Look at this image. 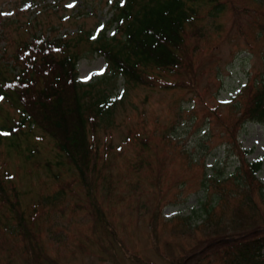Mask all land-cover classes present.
I'll list each match as a JSON object with an SVG mask.
<instances>
[{
	"label": "rangeland",
	"instance_id": "1",
	"mask_svg": "<svg viewBox=\"0 0 264 264\" xmlns=\"http://www.w3.org/2000/svg\"><path fill=\"white\" fill-rule=\"evenodd\" d=\"M114 1L0 0L2 76L10 80L2 63L13 55L29 59L22 42L33 35L66 41L108 28ZM221 2L225 11L214 21L201 2L195 28L185 30V72H149V85L128 86L119 77L96 87L120 96L107 118H89L86 126L92 184H82L40 125L0 132V264H184L205 240L198 227L215 198L212 179L261 160L256 176L264 186V124L242 117L251 84L264 77V0ZM78 49L77 79L93 84L105 62L86 41ZM19 119L9 99L1 100L0 128ZM223 186L232 189V182ZM253 191L257 211L243 215L260 225L264 204ZM248 202L229 197L225 209ZM19 220L38 245L18 231Z\"/></svg>",
	"mask_w": 264,
	"mask_h": 264
},
{
	"label": "trees",
	"instance_id": "2",
	"mask_svg": "<svg viewBox=\"0 0 264 264\" xmlns=\"http://www.w3.org/2000/svg\"><path fill=\"white\" fill-rule=\"evenodd\" d=\"M221 1L115 0L111 2L108 28H100L96 36L90 32L85 35L78 32L75 39H66L65 35L66 41L35 35L24 40V48L31 53L29 59L15 54L11 57V64L2 63L10 80L2 76L3 69L0 68V96L9 99L20 113L17 124L2 127L0 132L10 135L26 123L28 126L40 125L56 141L59 153L65 155L68 164L75 168L82 184L85 187L92 184L93 172L89 166L93 151L86 126L89 118H107L120 96L117 94L111 98L96 87L119 77L128 86L149 85V72L159 71L171 76L179 74L180 70L185 72L189 56L184 46L185 30L195 28L201 2L208 6V15L214 21L225 11V4ZM109 27L112 28L111 33ZM258 36L264 38V25L259 27ZM72 41V45L67 44ZM82 41H86L89 53L102 57L106 65L104 76L93 84H82L77 79L78 45ZM111 85L114 87L115 83ZM172 85L167 88H172ZM251 85L254 91L242 117L246 122L264 124V77ZM91 92L96 96L94 100ZM87 99H90L89 103H86ZM89 112L95 115L88 116ZM95 126L98 125L93 124V128ZM3 137L0 134V141ZM262 164V161L242 164L226 179H212L214 202L211 200L204 205L200 226H196L205 240L193 251L191 255H196L186 264H264V222L258 225L243 215L248 208L257 211L252 202L253 189V195L256 192L258 196L257 201L264 204V186L256 176ZM227 180L232 182V189L223 186ZM0 195L5 200L6 194L2 189ZM229 197L249 202L245 207L225 209ZM217 205L219 209L215 211ZM227 212L233 217H229ZM184 221L191 228L190 217ZM23 222L19 220L16 224L18 231L29 234L36 242ZM35 244L38 245V241ZM30 252L34 253L33 250Z\"/></svg>",
	"mask_w": 264,
	"mask_h": 264
},
{
	"label": "water",
	"instance_id": "3",
	"mask_svg": "<svg viewBox=\"0 0 264 264\" xmlns=\"http://www.w3.org/2000/svg\"><path fill=\"white\" fill-rule=\"evenodd\" d=\"M228 241H231V240H228ZM186 263V261L184 262V264Z\"/></svg>",
	"mask_w": 264,
	"mask_h": 264
}]
</instances>
